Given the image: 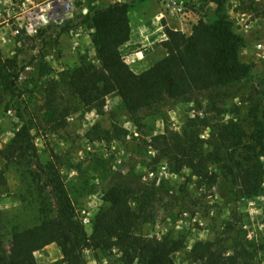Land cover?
Wrapping results in <instances>:
<instances>
[{
    "label": "rangeland",
    "instance_id": "rangeland-1",
    "mask_svg": "<svg viewBox=\"0 0 264 264\" xmlns=\"http://www.w3.org/2000/svg\"><path fill=\"white\" fill-rule=\"evenodd\" d=\"M57 1L0 0V151L15 131L25 130L40 162L59 166L78 216L91 219L112 180L126 176L119 171L128 167L133 173L128 175L133 181L132 196L144 200L139 232L182 238L183 247L173 255L176 264L195 263L190 248L197 240L219 239L229 251L234 237L256 249L245 264H264V183L259 194L242 197L236 182L222 172L214 185L187 168L173 172L152 141L165 132L187 138L188 122L195 119L206 123L201 126V138L209 137L214 122L236 119L248 136L256 121L264 124V0H227L235 29L244 37L240 56L251 65V79L218 93L195 92L184 99H169L133 114L115 95L105 98L101 112L87 110L64 83L65 75L82 58L95 62L89 24L64 30L65 26L78 23L92 6L128 0H64L70 4V15L61 18L60 8L66 5L55 8ZM168 1L143 0L128 14L131 31L138 30V36L143 33L141 39L130 37L120 49L135 72L165 55L160 45L163 24L189 34L199 18L213 16L214 6L207 0H182V17L172 13ZM12 81L11 89L5 90L4 85ZM95 125L108 132V139L87 135ZM261 161L264 169V153ZM1 169L6 184L0 186V211L14 234L40 222L35 183L0 154ZM146 191L154 193L144 197ZM135 203L131 200L132 206ZM10 242L11 235L6 237L9 249ZM82 255L86 264H122L116 249L109 253L83 249ZM35 256L37 264H54L61 251L49 244Z\"/></svg>",
    "mask_w": 264,
    "mask_h": 264
},
{
    "label": "trees",
    "instance_id": "trees-1",
    "mask_svg": "<svg viewBox=\"0 0 264 264\" xmlns=\"http://www.w3.org/2000/svg\"><path fill=\"white\" fill-rule=\"evenodd\" d=\"M142 1L92 6L78 23L65 26L64 30L88 23L93 30L95 62L82 58L64 80L83 108L101 112L105 98L115 95L133 114L169 99L187 98L195 92L218 93L252 78L251 65L240 56L244 37L235 29L227 0H207L214 6L213 16L199 18L189 34L163 24L165 39L160 45L165 55L135 72L120 49L131 36L128 14ZM13 83L4 85V89H11ZM204 124L198 119L190 120L185 139L178 132H165L153 136L152 141L172 165L173 172L187 168L209 185L216 184L222 172L225 178L236 182L242 197L259 194L264 183L261 161L264 124L256 121L248 136L236 119L214 122L209 137L201 138ZM98 128L95 125L87 135L96 133L99 139H108V132ZM0 154L6 162L16 163L21 175L35 183L40 214L39 223L10 234L11 225L3 222L0 211V264H37L36 252L49 244L57 245L61 251V258L54 264H86L83 249L104 253L116 249L122 264H176L173 255L183 247L182 238L170 233L149 236L139 232L144 200L132 196L133 181L128 175L133 173L128 167L124 173L119 171L126 176L116 175L105 191L103 204L91 219L87 232L59 166L40 162L32 137L25 130L15 131ZM5 184L1 169L0 186ZM153 193L146 191L143 195ZM131 200L136 201L135 206ZM10 235L9 249L6 237ZM255 252L253 244L234 237L229 251L222 248L219 239L197 240L190 248V257L194 264H245Z\"/></svg>",
    "mask_w": 264,
    "mask_h": 264
},
{
    "label": "built area",
    "instance_id": "built-area-1",
    "mask_svg": "<svg viewBox=\"0 0 264 264\" xmlns=\"http://www.w3.org/2000/svg\"><path fill=\"white\" fill-rule=\"evenodd\" d=\"M68 6V7H67ZM167 7L172 11V13L174 15H179V16H183L185 14V11L183 10V2L182 0H169L167 2ZM70 8V4H66L65 8H60L61 11H63L61 14H59L60 18L61 17H67L68 15H70L69 9ZM126 167V166H124ZM127 170V168H123L122 171L125 172ZM79 219L81 220L82 224L84 225V227H91V218L89 215H84L82 217L79 216Z\"/></svg>",
    "mask_w": 264,
    "mask_h": 264
},
{
    "label": "crops",
    "instance_id": "crops-1",
    "mask_svg": "<svg viewBox=\"0 0 264 264\" xmlns=\"http://www.w3.org/2000/svg\"><path fill=\"white\" fill-rule=\"evenodd\" d=\"M137 33H138V30H132V31H131V36H130V37H134L135 39H141V38L143 37V33H140V32H139V33H140L139 36H138ZM140 35H142V36H140ZM163 39H165V35H164V33L161 32V35H160V42H161ZM148 67H149V66H148ZM148 67H147V68H148Z\"/></svg>",
    "mask_w": 264,
    "mask_h": 264
},
{
    "label": "bare ground",
    "instance_id": "bare-ground-1",
    "mask_svg": "<svg viewBox=\"0 0 264 264\" xmlns=\"http://www.w3.org/2000/svg\"><path fill=\"white\" fill-rule=\"evenodd\" d=\"M65 5H66V1H64V0H58L57 2H55L54 7L55 8H59V7L65 6Z\"/></svg>",
    "mask_w": 264,
    "mask_h": 264
}]
</instances>
